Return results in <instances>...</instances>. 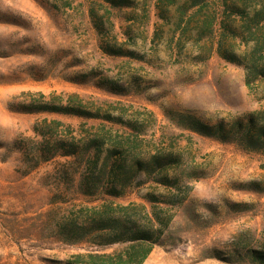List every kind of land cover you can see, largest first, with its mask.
<instances>
[{
    "label": "rangeland",
    "instance_id": "obj_1",
    "mask_svg": "<svg viewBox=\"0 0 264 264\" xmlns=\"http://www.w3.org/2000/svg\"><path fill=\"white\" fill-rule=\"evenodd\" d=\"M72 2L66 8L55 0H0V264H64L75 254L123 253L129 243L99 248L63 242L72 212L105 202L143 204L170 219L142 264H256L252 251H264V154L180 129L171 116L190 114L215 124L264 111V80L248 86L245 67L215 52L201 62L192 39L180 50L178 34L154 10L148 24L126 21L128 9L113 13L114 34L142 60L106 55L89 17L92 0ZM238 44L243 53L247 46ZM99 76L121 84L136 78L142 92L112 95L95 87ZM38 92L66 99L78 94L89 105L111 103L116 112H152L157 123L147 125L142 154L148 159L158 150L177 159L164 171L174 186L141 175V184L124 197H86L78 181L63 182L59 173L87 171L61 156L22 175V155L11 145L34 136L33 126L44 118L71 125L77 135L101 124L121 130L98 120L9 109ZM151 195L158 202H149Z\"/></svg>",
    "mask_w": 264,
    "mask_h": 264
},
{
    "label": "trees",
    "instance_id": "obj_2",
    "mask_svg": "<svg viewBox=\"0 0 264 264\" xmlns=\"http://www.w3.org/2000/svg\"><path fill=\"white\" fill-rule=\"evenodd\" d=\"M60 2L66 8L73 7L72 0H55V3ZM126 9L132 11L126 21L137 24H148L154 10L163 25L171 26L178 34L180 50L185 41L192 39L201 62L215 52L226 62L245 67L248 86L256 80H264V0H92L89 17L102 38L100 48L103 53L142 60V56L125 50V43L119 42L114 34L113 13ZM237 42L247 46L243 53H238ZM96 79L95 87L112 95L142 92L141 83L133 77L126 85L106 76ZM31 96L36 97L13 102L9 109L98 120L119 125L121 130L115 131L113 127L106 128L101 124L91 126L92 132L88 129L77 135L71 125L59 119L44 118L33 126L34 136L14 140L11 145L14 152L22 155L25 168L22 175L61 156L73 158L87 171L59 173L63 182L78 181L80 193L86 197H124L134 184H141L138 182L141 175L153 182L174 186L175 181L172 182L164 171L178 164V160L158 150L148 159L142 154V136L147 125L152 127L157 123L152 112L148 115L130 114L122 109L116 112L111 103L94 101L89 105L78 94H70L67 99L63 94L42 92L31 93ZM101 104H108L109 109ZM176 115L171 116V120L180 129L221 143L235 144L244 151L264 154V111L246 113L230 122L221 120L215 124L190 114ZM257 185L251 182L249 187L256 191ZM148 201L156 203L158 199L151 195ZM154 211L149 213L145 205L136 203L113 206V203L105 202L97 207L82 206L72 212L69 223L62 227L63 242L87 243L99 248L125 243L129 246L118 254H75L64 264H142L170 222ZM252 261L264 264V251H252Z\"/></svg>",
    "mask_w": 264,
    "mask_h": 264
}]
</instances>
